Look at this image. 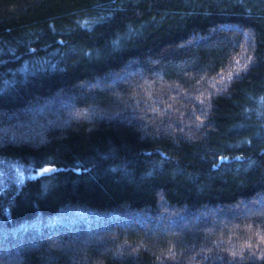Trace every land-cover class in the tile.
Returning a JSON list of instances; mask_svg holds the SVG:
<instances>
[{"label":"trees","instance_id":"trees-1","mask_svg":"<svg viewBox=\"0 0 264 264\" xmlns=\"http://www.w3.org/2000/svg\"><path fill=\"white\" fill-rule=\"evenodd\" d=\"M0 264H264V0H0Z\"/></svg>","mask_w":264,"mask_h":264},{"label":"water","instance_id":"water-1","mask_svg":"<svg viewBox=\"0 0 264 264\" xmlns=\"http://www.w3.org/2000/svg\"><path fill=\"white\" fill-rule=\"evenodd\" d=\"M53 171H54L53 168H48V169H46V170H44V171H41V174H42V175H47V174L52 173Z\"/></svg>","mask_w":264,"mask_h":264}]
</instances>
